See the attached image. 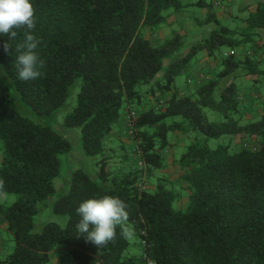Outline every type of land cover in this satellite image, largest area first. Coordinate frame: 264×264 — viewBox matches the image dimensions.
<instances>
[{
  "label": "trees",
  "instance_id": "trees-1",
  "mask_svg": "<svg viewBox=\"0 0 264 264\" xmlns=\"http://www.w3.org/2000/svg\"><path fill=\"white\" fill-rule=\"evenodd\" d=\"M31 2L35 16L31 31L41 40L37 51L44 61L42 75L22 81L16 74L23 27L15 29V38L0 36V64L24 103L39 115L53 114L65 103L75 80H82L77 104L64 116L63 125L79 132L85 155L98 168V182L85 170L73 171L67 193L53 204V214L65 217L66 224L49 222L34 231L35 217L55 194L60 155L70 153L72 147L56 130L18 115L0 78V197L15 196L10 205L0 203V219L14 241L13 251L0 264H50L51 253L59 246L76 264H147L148 260L155 264H264V116L241 124L246 116L233 82L215 98L228 76L264 79L260 36L264 2L254 5L239 29L219 25L213 13L204 21H194L196 25L214 22L218 28L171 62L159 80L164 59L183 46V38L175 34L154 44L153 36L167 19L184 11L182 0ZM167 10L170 14L163 15ZM143 31L150 38L143 37ZM221 47H228L232 54L217 58ZM239 47L250 53L239 55ZM199 53L217 59L219 71L191 94L174 93L176 78L191 70ZM259 87L264 90V84ZM166 94L170 95L165 98ZM151 101L154 104L145 108ZM205 108L222 114L224 121H208ZM125 109L136 112L132 131L144 170L134 169L132 147L119 143L113 148L109 143ZM174 133L184 141L193 135L182 155L172 161L182 188L189 192L184 210L173 208L178 194L168 177H155L152 192L143 188L154 172L165 169V150L172 145ZM225 135L245 139L247 144L238 149L207 146L210 139ZM102 195L116 196L127 204L126 224L140 238L139 256H125L129 241L119 226L116 236L101 247L77 232L79 203Z\"/></svg>",
  "mask_w": 264,
  "mask_h": 264
},
{
  "label": "rangeland",
  "instance_id": "rangeland-1",
  "mask_svg": "<svg viewBox=\"0 0 264 264\" xmlns=\"http://www.w3.org/2000/svg\"><path fill=\"white\" fill-rule=\"evenodd\" d=\"M182 2L185 5L183 13L185 12L189 14V16L186 17L185 20H183V23L179 20L174 19L173 17L167 19L166 24L157 28L156 35L155 37H153L154 44L162 43L164 40L173 37L175 34H179L183 38V46L173 55L164 59L163 70L157 75V80H159L163 76L164 70L167 69L171 62L185 56L189 52V49L193 44L201 41L202 39L207 38L212 31L218 28V25L214 22H210L204 25H193V21H204L208 13H213L216 16H219L221 12H226L225 14H227V17L221 18L219 16V25L223 27H228L229 29H239L244 26L243 20L247 17L248 12L253 9L254 5L259 2H264V0H182ZM170 12V10L164 11L163 15L168 16ZM142 34L143 37L147 38L148 31H143ZM241 49V47L237 48L236 52L241 51ZM230 51L231 50L228 47H221L217 51L216 57L221 58L224 53H229ZM204 58H207L206 55L204 53H199L197 57L192 61L191 70L176 78L174 84L175 87L182 86L187 77L198 74L199 61ZM219 69L220 67L211 72L210 75L219 71ZM0 78L8 86L10 96L13 100V104L18 115L30 120L32 123L37 124L39 126H48L56 130L71 144L72 149L70 153L60 155L62 164L59 174L54 179L55 194L47 201V206L45 207V209L34 219L35 232H39L42 227L49 222H54L60 227H63L66 224V218L53 214V204L58 197L67 193L70 185V178L72 172L77 169L85 170L89 173V175L95 182H98V168L93 165V160L85 155L82 149L79 132L74 129H68L63 125L64 116L70 111H72L77 104V94L80 90L82 80L80 78L75 80V82L69 88V95L65 103L61 107H59L53 114L39 115L21 99L14 83L9 79L7 75L5 66L0 68ZM198 79L201 80L204 79V77L202 78L198 75ZM257 79L259 81V84L254 85V80ZM232 82L235 83L238 87L241 111L246 116V118H243V120L241 121V124L257 121L262 116H264V90L262 88L260 89L259 87L260 84L263 86L264 79L262 77H259L258 75L240 74V76L236 79H233L232 76H228L222 80L221 84L216 89L215 98H218L221 90ZM145 89V87L142 88V90ZM191 93H193V91H191ZM258 95L261 96V99H259ZM144 100H147V94L144 95ZM203 112L208 121H224V116L220 113L214 112L207 108L203 109ZM190 137L191 139H187V141H184L182 145H179L177 146V148H175V158L180 157L182 153L186 150V147L192 141L193 135H191ZM199 137L202 139V136L199 135ZM245 144H247V140L245 139L225 135L220 137L219 139H210L207 143V146L210 149H215L220 145H230L232 149H238ZM111 145L113 147V145L117 146L119 145V143ZM126 148L128 149L127 146ZM1 156L2 143L0 141V162ZM134 169H136L135 166ZM159 176H161V174H155L151 178L153 187L147 188L148 191H154V187L156 184L155 177ZM179 182L183 184L180 180ZM175 189L178 195L176 201L173 203V208L175 210H184L188 203L189 192L183 189L182 186L179 188V186L176 185ZM14 200L15 196L13 195L0 197V203H5L7 205L12 204ZM2 235L6 242L2 254V257L4 259L13 251L14 241L8 232H4L2 233ZM128 241L129 248L125 252V256H139L141 254L139 248L140 238L132 234L128 237ZM60 247L61 246H59V248ZM53 262L54 261L52 260L50 264H53ZM61 264L76 263L69 255H66L63 263ZM97 264H100L99 261L97 262Z\"/></svg>",
  "mask_w": 264,
  "mask_h": 264
},
{
  "label": "clouds",
  "instance_id": "clouds-1",
  "mask_svg": "<svg viewBox=\"0 0 264 264\" xmlns=\"http://www.w3.org/2000/svg\"><path fill=\"white\" fill-rule=\"evenodd\" d=\"M23 27L24 38L15 60L16 74L22 81L36 80L42 75L43 59L37 49L41 40L31 31L35 27L34 8L31 0H0V36L7 34L15 38V29ZM9 48L8 43L5 44ZM3 66L0 65V68ZM127 204L113 195L92 196L82 200L76 208L79 217L77 232L98 246L106 245L116 236L119 226L121 234L131 236L127 226ZM95 261L94 264H97Z\"/></svg>",
  "mask_w": 264,
  "mask_h": 264
},
{
  "label": "crops",
  "instance_id": "crops-1",
  "mask_svg": "<svg viewBox=\"0 0 264 264\" xmlns=\"http://www.w3.org/2000/svg\"><path fill=\"white\" fill-rule=\"evenodd\" d=\"M226 12H221L219 14V16L221 18H225L227 17V14H225ZM189 14L187 13H180V14H174L172 17L176 20L181 21L182 23L184 22L183 20H185L186 17H188ZM219 16H216L217 19L219 18ZM220 21V20H219ZM193 25H195V22L193 21L192 23ZM156 33L154 34L153 37H155ZM261 38H264V33L260 34ZM147 38H150L149 34L147 35ZM239 55H245L246 53L249 54L250 51H246L245 49H241V51H237ZM199 72L196 75L187 77L184 84L180 87H175L174 89V93H178L181 95H188L191 93V91H196L197 87L203 82V80L209 76H211V72H213L214 70H216L217 68H219L218 65V60L215 58H204L201 59L199 61ZM202 74V75H201ZM198 75L201 76L202 78L204 77V79L199 80L198 79ZM172 93V92H171ZM170 94H166L165 98H167ZM240 99V98H239ZM154 104L153 101H151L149 104H145V108L148 105H152ZM128 109H125L123 111V114L121 116V118L119 119L115 130L113 131L111 137H110V141L109 143L111 144H115V143H121L124 144L125 146H127L128 148H131L133 146V141L131 139V137L128 135V128H127V122H126V112ZM113 142V143H112ZM171 142L172 145L165 150V158H166V167L163 170H159L154 172L155 174H161L164 175L166 177L169 178V180H171L172 182H174L177 186L179 187H183L184 184H181L179 182V178L175 173V170L172 167V161L175 158V148H177V146L182 145L184 143V139L182 136H180L177 133L172 134L171 136ZM116 145H113V148ZM153 175V176H154ZM153 187V183H152V179L150 178L149 180H147L146 184H144L143 188H151ZM6 233L7 230L5 228V224L3 223V220L0 219V260L3 259L2 254H3V249L6 245V242L3 238L2 233ZM140 248V247H139ZM141 251V248H140ZM67 253H66V248L61 246L60 248L57 247L55 250L52 251L51 253V261L53 260V264H61L64 261V258L66 257ZM50 261V262H51Z\"/></svg>",
  "mask_w": 264,
  "mask_h": 264
},
{
  "label": "built area",
  "instance_id": "built-area-1",
  "mask_svg": "<svg viewBox=\"0 0 264 264\" xmlns=\"http://www.w3.org/2000/svg\"><path fill=\"white\" fill-rule=\"evenodd\" d=\"M229 54H232V52H229ZM227 55V53L225 54ZM136 117V112L134 110H127L126 112V122H127V128H128V135L131 137L133 141V146L131 150L132 156L135 158L134 166L137 170H144L145 164L141 157V151L139 149V142L133 138V126H134V120ZM144 244V242H142ZM147 264H155L153 261L148 260Z\"/></svg>",
  "mask_w": 264,
  "mask_h": 264
}]
</instances>
